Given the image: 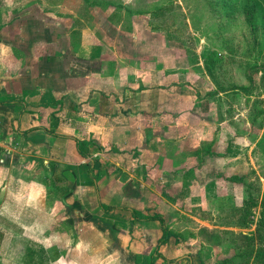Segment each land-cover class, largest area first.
Listing matches in <instances>:
<instances>
[{"label": "crops", "instance_id": "1", "mask_svg": "<svg viewBox=\"0 0 264 264\" xmlns=\"http://www.w3.org/2000/svg\"><path fill=\"white\" fill-rule=\"evenodd\" d=\"M101 6L93 3L88 16L100 21L96 30L59 31L51 44L16 28L7 34L14 18L0 13V170L8 172L0 180V264H119L130 253L129 264H195L188 254L166 261L157 242L151 246L160 221L139 220L143 213L130 209L153 206L149 216L166 226L187 182L191 198L207 180L220 199L230 163L243 162L232 135L241 126L227 115L232 90L218 89L202 61L193 71L181 43L153 31V14L127 8L118 19ZM139 20L148 26L141 34ZM138 181L148 192L141 200L134 198ZM119 215L129 228L144 227L151 243L119 241L109 246L117 249L112 262L97 261L102 253L94 251L88 263L86 249L100 247L83 233H101Z\"/></svg>", "mask_w": 264, "mask_h": 264}, {"label": "rangeland", "instance_id": "2", "mask_svg": "<svg viewBox=\"0 0 264 264\" xmlns=\"http://www.w3.org/2000/svg\"><path fill=\"white\" fill-rule=\"evenodd\" d=\"M3 1L0 0V13L5 10L9 14L6 17L14 18L6 30L7 34L10 30L13 34L16 28V33H37L38 38L42 37L49 44L59 42V31L77 34L83 28L88 32L96 30L100 21L96 23L94 16L88 18L89 12L93 14L96 11L92 7L95 2L105 9L110 5L118 19L127 8L153 14L156 17L149 21L154 29L152 30L163 31L181 43L179 46H182L180 48H183L184 57L193 71H196L195 64L202 61L204 69L213 77L218 89L232 90L227 115L230 120H234L232 123L241 126L232 135L239 137L234 143L244 151L243 162L230 163L227 176H224L219 185L220 199L215 197L217 195L213 184L208 183L205 187L207 180H201L204 188L201 193L198 189L199 194L195 198L192 194L191 198L187 182V187L183 186L181 190V197H177L181 200V206L176 205L180 210L175 214L171 209L165 215L168 239L163 241L161 233L158 241L157 236L154 237L151 246L157 242L158 247L169 258L166 261H172L171 258L179 254H188L195 258V264H264V248L259 244L258 238L248 244L240 237L241 234H254L259 229L264 235V0H6V5L2 4ZM156 5L159 6V13ZM121 7L124 9L121 10ZM82 14H86V18ZM128 20L131 19L126 16V22ZM138 22L136 26L140 34L148 30L144 20ZM124 25L126 26L125 23ZM60 96L63 98V95ZM24 100L30 102V98ZM55 112L62 121L63 116L58 113L61 109ZM234 150H238L235 155H242L239 149ZM233 155L231 152V156ZM235 172L239 174L233 175ZM5 173H8L7 170ZM4 174L0 170V180ZM134 188V198L137 200H141L142 194L148 193L147 188L143 189L141 181L135 182ZM150 189L153 191L156 187ZM156 200L155 197L153 205L158 204ZM122 208L129 211L128 207ZM0 211L6 213L5 208ZM135 212L143 213L139 218L150 217L149 214L155 212V207H147L143 211L135 209ZM119 218L125 220V216L119 215L118 221H114L115 217H109L110 221L107 223L117 226L120 231L123 229L122 233L107 227V223H104L101 233H83V237L95 241L100 247L95 250L86 249L88 263L94 261V251L102 253L97 261L104 257L112 262L113 257H117V249L116 246H109L119 241L151 243L152 235L144 233V227L141 229L132 225L129 228ZM170 237L171 241H168ZM72 241L69 235V242ZM169 244H175V247L168 246ZM71 245L70 243L69 246ZM127 250L131 252L129 248ZM134 256L135 254H127L126 263L122 255L117 262L129 264ZM180 261L182 264L186 262L185 259Z\"/></svg>", "mask_w": 264, "mask_h": 264}, {"label": "trees", "instance_id": "3", "mask_svg": "<svg viewBox=\"0 0 264 264\" xmlns=\"http://www.w3.org/2000/svg\"><path fill=\"white\" fill-rule=\"evenodd\" d=\"M157 7V11L158 12H160V10H159V6H156ZM156 14V13H155ZM58 101V100H57ZM80 151V150H79ZM101 206H102V208H103V210H105V211H108V210H111V208H108V207H104L102 204H101ZM118 209H120L119 207H117ZM112 209H114V208H112ZM131 210V212L133 213V212H135V210L134 209H130ZM138 219L139 220H152V219H156V220H159L160 221V223H161V229H162V237H163V241H165L166 239L165 238H167L168 237V233H167V229H166V226H164V222H163V220L161 219V218H157V217H145V218H139L138 217ZM261 231H260V229L259 230H256V233H254V234H241L240 235V237L241 238H244L245 239V241H247L248 242V244H250V242L252 243L253 241H254V239L257 237L258 238V240L260 241V245H261V247H263L264 248V235L262 234V233H260ZM165 239V240H164ZM168 239V238H167ZM159 243H161V242H159ZM262 256V254L260 255V257ZM259 257V258H260Z\"/></svg>", "mask_w": 264, "mask_h": 264}]
</instances>
